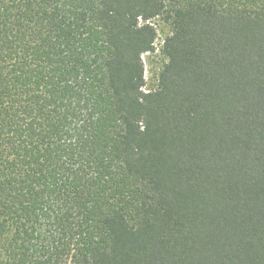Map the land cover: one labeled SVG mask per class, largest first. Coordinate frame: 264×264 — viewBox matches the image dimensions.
I'll use <instances>...</instances> for the list:
<instances>
[{"label":"trees","instance_id":"16d2710c","mask_svg":"<svg viewBox=\"0 0 264 264\" xmlns=\"http://www.w3.org/2000/svg\"><path fill=\"white\" fill-rule=\"evenodd\" d=\"M0 264H264V0H0Z\"/></svg>","mask_w":264,"mask_h":264},{"label":"rangeland","instance_id":"374dc122","mask_svg":"<svg viewBox=\"0 0 264 264\" xmlns=\"http://www.w3.org/2000/svg\"><path fill=\"white\" fill-rule=\"evenodd\" d=\"M157 29V39L155 41V51L143 55L142 59L145 66V87L146 92L154 91L157 87L158 74L165 63V58L161 54L163 40L170 34L169 27L160 20L152 21Z\"/></svg>","mask_w":264,"mask_h":264},{"label":"built area","instance_id":"2783aa9c","mask_svg":"<svg viewBox=\"0 0 264 264\" xmlns=\"http://www.w3.org/2000/svg\"><path fill=\"white\" fill-rule=\"evenodd\" d=\"M139 22H140V23H142V21H141V20H139Z\"/></svg>","mask_w":264,"mask_h":264}]
</instances>
